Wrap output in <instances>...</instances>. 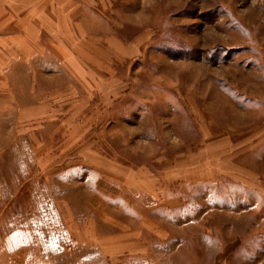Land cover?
<instances>
[{
    "label": "rangeland",
    "instance_id": "obj_1",
    "mask_svg": "<svg viewBox=\"0 0 264 264\" xmlns=\"http://www.w3.org/2000/svg\"><path fill=\"white\" fill-rule=\"evenodd\" d=\"M32 1L0 0V264H264V0L78 1L92 91L27 59Z\"/></svg>",
    "mask_w": 264,
    "mask_h": 264
},
{
    "label": "crops",
    "instance_id": "obj_2",
    "mask_svg": "<svg viewBox=\"0 0 264 264\" xmlns=\"http://www.w3.org/2000/svg\"><path fill=\"white\" fill-rule=\"evenodd\" d=\"M32 1V0H31ZM37 3H36V2ZM80 0H33L32 7L33 10L31 14L28 15V22L31 24L27 26L28 30L25 36V47H26V55L27 59L29 58H35L36 56L45 55L47 53L54 54L55 58L60 62L61 66H63L65 69H68L70 71V74L76 81H78L80 84H84L85 88L88 91L93 90V83H95L98 86V82L100 81L98 78V73L94 71V66H97L99 57L97 55V52L93 51H87V49H84V46L86 45L84 42V38H86L85 29L83 26V22L80 20L79 16H82V11H80L82 8V5L76 6ZM49 6V7H48ZM78 9V10H77ZM41 10V11H40ZM40 11V15H38V12ZM37 13V15H36ZM30 28V29H29ZM39 33L40 35L43 33V35L49 34L51 37L54 38V41L52 42L55 44V48H49L46 46V44L38 45L39 40ZM20 39L16 38L15 43H19ZM78 41L79 45L75 44V41ZM139 40V39H138ZM70 42L71 45L68 46L65 44V42ZM109 46L111 50H113L115 53H118V55L122 56L123 58L128 57L129 54L134 53L137 51V47L133 49V51L130 53V51H127L130 49V47H127L121 39H118L116 37H110L108 38ZM74 43V44H72ZM85 44V45H84ZM88 45V44H87ZM15 47V46H14ZM20 48V44L16 45V49L18 50ZM134 48V47H133ZM115 55V54H114ZM108 62V61H107ZM93 67V68H92ZM87 85H86V84ZM264 129L263 127H259L258 130ZM259 136V135H258ZM259 139V137L251 138L250 140L252 142H255V140ZM264 144L263 141H260L259 143L255 144V148L258 146H261ZM194 168H191L190 170H187L181 178L183 180H208L212 178H218L217 175L209 176L206 172H201L196 174ZM211 169V168H210ZM239 169L242 170V167L239 166ZM172 172V171H171ZM221 170L219 171L218 175H220ZM177 174V173H174ZM178 175V174H177ZM175 175V177L177 176ZM177 176L176 178H178ZM142 183L139 184V189L145 190L148 194H154L153 187L150 185L153 180L150 179V184L146 180H141ZM149 184V185H147ZM159 198V195L156 196ZM155 197V198H156ZM158 203V201H157ZM160 206H172L169 201H161L158 203ZM142 225L150 228L151 225H153L147 217L143 218ZM162 236H165L166 234H161ZM160 235V236H161ZM133 240V239H132ZM139 240H134L131 242V240H128V237L122 241L120 239H114L111 237H105L104 239H100L99 243H104V248L110 253V254H121L122 252L125 253L124 250L120 248V246L123 244L122 242H127L126 245L128 246V253L135 254L144 252L145 253V244L140 243L143 245L140 248V250L136 249V247L132 248L133 244L130 245L129 243L134 242L135 243ZM98 242V241H97ZM119 246V247H118ZM120 248V249H118Z\"/></svg>",
    "mask_w": 264,
    "mask_h": 264
}]
</instances>
